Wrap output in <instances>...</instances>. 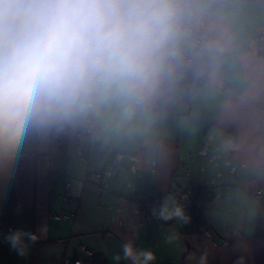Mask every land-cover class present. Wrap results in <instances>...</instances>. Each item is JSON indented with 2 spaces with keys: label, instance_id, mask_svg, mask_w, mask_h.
Wrapping results in <instances>:
<instances>
[{
  "label": "clouds",
  "instance_id": "obj_1",
  "mask_svg": "<svg viewBox=\"0 0 264 264\" xmlns=\"http://www.w3.org/2000/svg\"><path fill=\"white\" fill-rule=\"evenodd\" d=\"M204 119L226 166L264 181V0H0V181L73 137L163 177L170 130ZM186 200L173 190L151 206L152 218L173 222L164 243L178 253L187 251L178 231L191 222ZM47 231L11 230L5 240L27 256ZM232 231L233 251L247 253L251 231ZM139 235L121 244L117 264H157Z\"/></svg>",
  "mask_w": 264,
  "mask_h": 264
},
{
  "label": "crops",
  "instance_id": "obj_2",
  "mask_svg": "<svg viewBox=\"0 0 264 264\" xmlns=\"http://www.w3.org/2000/svg\"><path fill=\"white\" fill-rule=\"evenodd\" d=\"M211 127L212 122L204 119L194 131L170 130L174 157L163 177L142 161L116 160L78 137L68 138L66 152L51 145L40 159L22 160L9 180L0 181V223L38 235L42 227L48 231L37 242H29L27 256L11 249L5 240L9 232H0V264H60L65 258L117 264L113 257L122 254L121 244L133 230L140 233L138 247L156 251L157 264H195L186 257L192 252L198 257L205 248L210 251L209 264H234L241 254L247 256V264H264V181L251 182L226 166L209 142ZM190 187L200 193L193 208L197 220L207 225V234L198 233L191 218L178 228L187 249L178 253L164 243L173 222L143 225L139 205ZM65 192L72 198L69 203ZM254 207L257 216L250 221ZM64 213L75 217L54 218ZM235 228L252 233L247 253L233 251ZM225 240L227 246L220 245Z\"/></svg>",
  "mask_w": 264,
  "mask_h": 264
},
{
  "label": "built area",
  "instance_id": "obj_3",
  "mask_svg": "<svg viewBox=\"0 0 264 264\" xmlns=\"http://www.w3.org/2000/svg\"><path fill=\"white\" fill-rule=\"evenodd\" d=\"M94 177H97V176L94 175ZM68 186L69 185L66 184V189H68ZM178 190L180 191L181 195L187 196V200L185 201V203L187 206L188 213L190 214L193 220L196 231L200 234H207V225L199 222L194 213L193 201L196 200L200 196L198 189L190 187V188L178 189ZM63 196H64V200L67 203L72 201V198L70 197V194L68 192H65ZM161 201L162 199L150 198L139 205V211H140L139 220L141 224L146 225L154 221H160L159 219L152 218L151 206H153L154 204H158ZM74 217H75L74 214L64 213L59 216H55L54 218L60 219V218H74ZM11 230L12 228L10 225L3 223V222L0 223V232H10ZM81 250L85 252L88 256H92L93 254V252L89 250L88 248H86L85 246H82ZM60 264H92V263H89L84 260H77V259L75 260V259L65 258L61 261Z\"/></svg>",
  "mask_w": 264,
  "mask_h": 264
},
{
  "label": "trees",
  "instance_id": "obj_4",
  "mask_svg": "<svg viewBox=\"0 0 264 264\" xmlns=\"http://www.w3.org/2000/svg\"><path fill=\"white\" fill-rule=\"evenodd\" d=\"M67 145H68V138H65L63 140L57 141L53 147L60 151V152H66L67 150Z\"/></svg>",
  "mask_w": 264,
  "mask_h": 264
}]
</instances>
